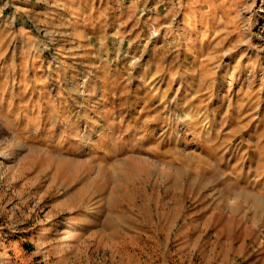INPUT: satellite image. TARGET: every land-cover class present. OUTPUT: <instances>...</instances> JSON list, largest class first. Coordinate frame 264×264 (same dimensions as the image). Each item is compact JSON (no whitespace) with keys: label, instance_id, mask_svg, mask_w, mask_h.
<instances>
[{"label":"rangeland","instance_id":"rangeland-1","mask_svg":"<svg viewBox=\"0 0 264 264\" xmlns=\"http://www.w3.org/2000/svg\"><path fill=\"white\" fill-rule=\"evenodd\" d=\"M0 264H264V0H0Z\"/></svg>","mask_w":264,"mask_h":264}]
</instances>
